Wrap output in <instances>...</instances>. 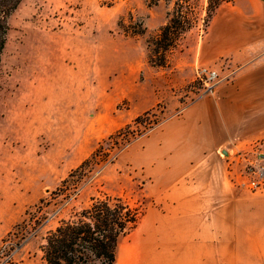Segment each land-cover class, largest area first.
<instances>
[{"label":"rangeland","instance_id":"rangeland-1","mask_svg":"<svg viewBox=\"0 0 264 264\" xmlns=\"http://www.w3.org/2000/svg\"><path fill=\"white\" fill-rule=\"evenodd\" d=\"M194 1L200 19L169 53L166 67L149 62L147 45L148 38L167 21L169 6L163 1L150 7L146 0H116L111 6L106 0H22L9 16L0 68V211L12 208L17 217L9 232L0 236V247L11 240L19 249L3 264H47L42 260V246L48 233L62 220L76 218L95 197L121 196L133 205L140 204L144 207L142 217L148 208L159 207L145 187L153 174L124 151L210 92V86L232 75H194L187 68L177 69L189 42L205 31L208 0ZM123 21L131 29L143 21L146 33H126L120 26ZM175 69L178 73L173 74ZM146 92L152 95L144 97ZM148 110L151 114L142 123L133 124L126 136L108 139ZM76 123L77 133L73 132ZM76 137L85 157L69 168L65 159L70 152L66 149L73 152ZM100 144L115 161L102 164L101 154L62 186V180ZM255 144L264 145V138L233 144L226 148L228 153L221 149L219 155L227 162L234 186L264 194V189L253 191L242 185L248 173L252 177L250 162L261 157L253 152ZM47 174L52 179L42 197H27L31 181ZM9 195L15 197L9 199ZM135 228L121 237L115 264L136 256L131 236Z\"/></svg>","mask_w":264,"mask_h":264},{"label":"crops","instance_id":"crops-1","mask_svg":"<svg viewBox=\"0 0 264 264\" xmlns=\"http://www.w3.org/2000/svg\"><path fill=\"white\" fill-rule=\"evenodd\" d=\"M182 55L177 69L232 75L124 151L153 174L145 187L160 205L148 208L132 231L137 254L123 264H264V194L234 186L219 155L233 144L264 138V0L221 3ZM81 147L76 137L73 152L66 149L67 167L84 159ZM50 179L47 174L31 181L26 196L42 197ZM16 217L12 208L0 211V236Z\"/></svg>","mask_w":264,"mask_h":264},{"label":"trees","instance_id":"trees-1","mask_svg":"<svg viewBox=\"0 0 264 264\" xmlns=\"http://www.w3.org/2000/svg\"><path fill=\"white\" fill-rule=\"evenodd\" d=\"M21 1L0 0V68L9 30L8 18ZM115 1L106 0L105 3L111 6ZM162 1L169 6L167 21L159 27L155 35L147 40L148 59L155 67L169 65V53L180 44L181 39L196 26L200 19L198 5L194 0H146L150 7L157 6ZM224 1L228 0H208L206 15L203 18L205 29ZM120 26L128 34L146 33L143 21H139L138 27L133 29L124 21L120 22ZM150 114L151 111L148 110L138 115L131 123L111 134L108 139L126 136L127 131L133 129V124L142 123ZM153 127V125L150 126V128ZM136 136L137 134L134 133L133 137ZM127 142L132 143V140L127 139ZM101 154L104 159L102 164L115 161L116 157H111L109 152H104L103 144H100L90 158L85 159L62 180V186L76 172L83 171L92 159H96ZM43 201L41 199V202ZM143 214L142 205H133L121 196L106 194L103 197H95L91 205L80 211L76 218L62 220L48 233L46 242L42 246L44 259L48 264H115L121 237L138 225Z\"/></svg>","mask_w":264,"mask_h":264},{"label":"built area","instance_id":"built-area-1","mask_svg":"<svg viewBox=\"0 0 264 264\" xmlns=\"http://www.w3.org/2000/svg\"><path fill=\"white\" fill-rule=\"evenodd\" d=\"M212 89L213 87L210 86L208 91H211ZM253 149V152H255L257 156L260 155L261 157L256 158V163H254V161L250 162V172L252 177H250V174L248 173V178L242 181V185L256 191L258 189H264V145L258 146L255 144ZM17 249H19L18 244L12 242L11 240H6L0 247V264H3L5 261L8 262L13 257V254Z\"/></svg>","mask_w":264,"mask_h":264},{"label":"water","instance_id":"water-1","mask_svg":"<svg viewBox=\"0 0 264 264\" xmlns=\"http://www.w3.org/2000/svg\"><path fill=\"white\" fill-rule=\"evenodd\" d=\"M225 153H227V151Z\"/></svg>","mask_w":264,"mask_h":264}]
</instances>
